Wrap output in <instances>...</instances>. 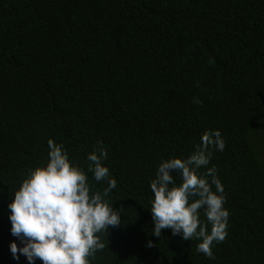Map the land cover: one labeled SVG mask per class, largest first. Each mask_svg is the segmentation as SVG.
Returning a JSON list of instances; mask_svg holds the SVG:
<instances>
[{"label": "trees", "instance_id": "1", "mask_svg": "<svg viewBox=\"0 0 264 264\" xmlns=\"http://www.w3.org/2000/svg\"><path fill=\"white\" fill-rule=\"evenodd\" d=\"M206 129L225 141L208 165L229 212L214 258L152 235L149 209L158 163ZM49 138L85 171L98 142L108 154L121 223L90 264H264V0H0V264H28L7 204Z\"/></svg>", "mask_w": 264, "mask_h": 264}, {"label": "clouds", "instance_id": "2", "mask_svg": "<svg viewBox=\"0 0 264 264\" xmlns=\"http://www.w3.org/2000/svg\"><path fill=\"white\" fill-rule=\"evenodd\" d=\"M193 102L200 100L194 97ZM224 147L220 130L206 129L187 156H169L158 163L148 186L152 235L160 236L170 228L173 235L198 241L196 251L214 258L212 245L225 239L229 212L216 168L208 165L213 149L223 151ZM47 149L46 161L31 167L12 190L8 219L20 245L13 240L9 250L13 259L23 255L28 264L37 259L42 264H90L89 258L105 247L99 234L121 223L120 209L108 198L116 180L104 164L107 151L98 142L86 156L85 171L52 138ZM87 173L106 186L94 190ZM152 245L149 240L147 247Z\"/></svg>", "mask_w": 264, "mask_h": 264}]
</instances>
